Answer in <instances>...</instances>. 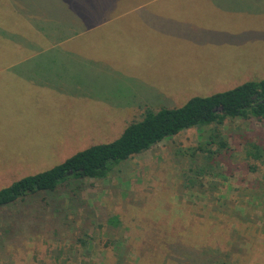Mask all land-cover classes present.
I'll return each instance as SVG.
<instances>
[{
    "label": "rangeland",
    "instance_id": "rangeland-1",
    "mask_svg": "<svg viewBox=\"0 0 264 264\" xmlns=\"http://www.w3.org/2000/svg\"><path fill=\"white\" fill-rule=\"evenodd\" d=\"M46 1L0 0L1 52L15 50V38L26 37L29 41L40 36L28 26L24 30L23 25L38 20ZM151 1H131L124 9ZM218 11L226 41L218 45L215 58L208 61L202 56L200 64L191 63L196 51H202L196 49L193 40L202 44L208 36L202 34L201 39L195 28L191 36L187 29H177L173 34L176 41L146 45L147 49L141 46L143 37H139L140 42L130 37L141 54L134 68V60L124 59V54L135 49L127 46L124 51V34L130 36L142 25L130 18L106 26L100 38L72 39L63 46L46 49L81 53L46 60L69 65L71 69L60 67L57 75L60 80L64 78L59 86L68 84L70 93L59 106L41 104L31 108L24 116L25 125L18 129L19 135L1 141L0 189L90 145L117 138L128 123L140 119L145 106L153 110L179 107L193 96H207L245 81L263 79L264 3L233 0ZM104 19L96 23L108 21L102 22ZM148 29L152 32L154 27ZM209 31V38L221 40L217 28ZM38 45L42 44L27 43L20 52L32 51ZM151 46L161 53L158 50L159 55H152ZM170 46H181L184 60L180 61ZM169 48L172 54L166 57ZM0 61L7 64L17 60ZM124 61L129 63V71L138 74L124 75ZM158 70L175 73L170 80L159 82ZM222 132L229 150L217 158L219 174L214 177H197L192 171L201 162L200 157L195 160L186 150L198 145L201 131L194 127L121 161L104 178H84L76 199L61 187L48 195L1 206L0 264H143L140 254L147 247L141 242L147 224L143 214L170 217L175 207L181 217L174 218L177 224H164L161 232L163 237L174 235L173 242L164 244L171 254L182 256L173 252L183 253L190 244L185 239L188 237L179 234L188 230L191 223L187 218L195 222L213 220L224 225L225 239L231 242L224 251L225 259L233 264L232 249L238 252L255 247L248 235L254 228L260 250L255 260L264 264V172L259 164L255 171L249 169L242 153L247 139L264 145V118L227 119ZM237 219L245 221L248 229H236ZM162 222L156 221L158 225ZM153 239L147 240L148 245L160 248Z\"/></svg>",
    "mask_w": 264,
    "mask_h": 264
},
{
    "label": "trees",
    "instance_id": "trees-1",
    "mask_svg": "<svg viewBox=\"0 0 264 264\" xmlns=\"http://www.w3.org/2000/svg\"><path fill=\"white\" fill-rule=\"evenodd\" d=\"M131 1L135 0H47L45 6H41L43 10L42 13L40 11L38 20L31 21V25L24 22L23 29L26 30L29 27L28 29L35 35L62 34L68 37L78 34L81 29L88 27L87 25H93L102 19L105 9L111 8V13H116L124 4ZM17 9L15 7V10ZM58 25L62 27L58 29ZM104 27L98 29L100 30L98 32L88 31L84 37L102 35ZM26 41V37L20 40L13 39L16 49L7 52L21 51L26 48ZM2 53L0 51V54ZM251 117L259 120L264 118V78L245 81L230 89L207 96H193L179 107H161L153 110L145 106L142 108L140 119L128 123L117 138L90 145L46 170L24 176L9 186L1 188L0 207L26 197L48 195L61 187L67 188L66 192L76 199L83 187L84 178H104L121 161L183 130L194 127L201 131L198 145L186 150H189L191 158L196 160L200 157L201 162L192 171L197 177L205 175L214 177L219 174L217 158L229 150V143L222 132L224 121L235 118L247 120ZM242 153L248 162L249 169L255 171L259 164L264 172V145L247 139L243 144ZM190 183L194 184L192 180ZM176 210L175 207L174 214L170 217L162 215L153 217V215L143 214L147 221L144 231L141 232L143 236L141 242L147 244L146 249L140 254L143 264H231L223 255L228 249L226 246L231 244L230 240L225 239L226 228L213 220L209 221L210 224L208 220L195 222L183 216L190 219L188 221L191 224L187 226L188 230L184 235L180 232L179 234L182 237H188L185 239H188L190 244L184 247L183 253L173 252L180 253L182 256L171 254L164 244L173 242L174 235L169 238L170 233H168L167 237H163L161 232L164 224L166 227L171 221L172 224H177L174 218L181 216L180 211ZM218 216L219 214H216V217ZM157 219H162L163 222L158 225ZM153 221L156 227L152 224ZM235 228L245 231L248 226L245 221L237 219ZM248 235L255 247L238 252L232 249L230 257L233 264H257L255 256L260 253L256 242L258 233L254 232L253 228ZM152 239L160 248L148 245L147 240ZM80 242L86 243L84 240Z\"/></svg>",
    "mask_w": 264,
    "mask_h": 264
},
{
    "label": "crops",
    "instance_id": "crops-1",
    "mask_svg": "<svg viewBox=\"0 0 264 264\" xmlns=\"http://www.w3.org/2000/svg\"><path fill=\"white\" fill-rule=\"evenodd\" d=\"M170 0H154L147 3H140L134 5L128 9H124L126 4L119 9L118 14L113 15L111 8L105 9L103 17L107 19L105 23H96L93 25H87L90 27L85 30L81 29L78 34L64 37L61 35H47L40 34L36 39H30L26 43H41L42 45L34 46L32 51H20L3 52L0 54V59H15L17 61L13 63H5L0 61V143L3 139H12L19 135L18 129L25 125V114L29 112L31 108H35L38 105L51 104L59 106L60 101H65L69 96L70 90L68 84L59 86L61 80L57 75L59 68H64L66 71L69 69L67 63L64 64L58 61H46V60H60L68 58L67 55H78L81 53H71L66 51L46 50L54 49L57 46H63L72 39H83L84 35L88 31H100L98 29L103 28V33L109 24H113L118 21H124L127 18L137 19L142 25L137 30L129 33L130 36L124 37V51L127 46H131L134 49L133 53L124 54V59H131L135 62L132 64L134 68L138 67L140 61V47L132 42V39L138 40L139 37H143L144 49L146 45L158 44V43H170L174 38V32L177 29H187L190 36L194 34V28L197 29V35L201 38L202 34H206L208 37L206 41L201 44L198 41H194L196 49H201V52L196 51L193 60L200 64V58L203 56L208 59L215 58V52H219L218 45L226 41L224 35V28L220 25L223 22L222 19L218 20L221 12L218 8L223 6L224 3L233 0H173L172 2H165ZM241 3L246 2L249 4L264 3V0H236ZM218 7V8H217ZM125 11V13H124ZM111 13V16L107 17ZM136 13V16H135ZM113 15V16H112ZM102 20V22L105 21ZM212 20V21H211ZM211 21V22H210ZM111 22V23H109ZM60 26V27H59ZM58 25V29L61 28ZM148 27H154L151 32ZM217 28V33L220 35L221 40H215L209 38L207 33L209 30ZM200 30V31H198ZM202 30V31H201ZM207 32L205 33L204 31ZM102 31V30H101ZM172 33V34H171ZM134 36H136L134 38ZM88 38H100L101 35L86 36ZM202 39V38H201ZM81 41V40H80ZM176 41V40H175ZM41 46V47H40ZM40 47V48H39ZM222 47V46H221ZM171 48V46H170ZM169 48L166 57L171 56L172 51L176 57L182 61L184 60V49L181 46L177 49ZM152 55H159V48H152ZM159 50V52H158ZM20 53V54H19ZM41 60L40 62H37ZM73 63V62H72ZM143 63V62H142ZM21 64L25 65L22 66ZM129 63L124 61V75L135 76L138 73L129 71ZM73 68V67H72ZM178 71V70H177ZM176 71V72H177ZM161 80H170L173 78V72L171 70L159 71ZM175 73V72H174ZM122 75V74H121ZM123 75V76H124Z\"/></svg>",
    "mask_w": 264,
    "mask_h": 264
}]
</instances>
